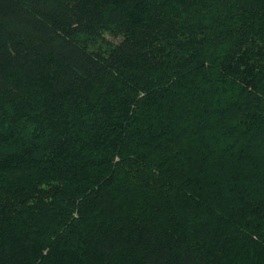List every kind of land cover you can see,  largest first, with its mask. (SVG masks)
<instances>
[{"label":"trees","instance_id":"obj_1","mask_svg":"<svg viewBox=\"0 0 264 264\" xmlns=\"http://www.w3.org/2000/svg\"><path fill=\"white\" fill-rule=\"evenodd\" d=\"M0 264H264V0H0Z\"/></svg>","mask_w":264,"mask_h":264}]
</instances>
